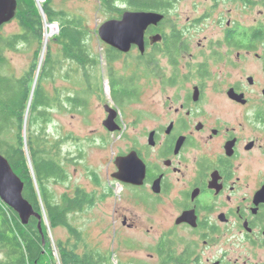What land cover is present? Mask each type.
I'll use <instances>...</instances> for the list:
<instances>
[{"label": "flooded vegetation", "instance_id": "obj_1", "mask_svg": "<svg viewBox=\"0 0 264 264\" xmlns=\"http://www.w3.org/2000/svg\"><path fill=\"white\" fill-rule=\"evenodd\" d=\"M228 21L194 44L192 27L164 15L142 52L105 44L120 56L105 68L134 77L115 99L104 74L115 116L103 130L117 134L106 171L122 192L120 231L134 235L119 264H264V35H227ZM143 83L156 96L127 125Z\"/></svg>", "mask_w": 264, "mask_h": 264}, {"label": "trees", "instance_id": "obj_2", "mask_svg": "<svg viewBox=\"0 0 264 264\" xmlns=\"http://www.w3.org/2000/svg\"><path fill=\"white\" fill-rule=\"evenodd\" d=\"M16 1L13 19L17 20L20 31L0 36V152L23 182V196L41 215V220L39 222L36 216H31L26 224H22L18 214L0 198V264H106L105 256L87 246L82 231L68 218L70 214L92 206V193L76 187L73 194L64 192L58 196L49 185L50 182H64L68 174L60 156L63 139L52 137L45 127L51 120L50 110L60 102L56 96L50 98L43 85L44 79L53 80L54 70L61 68L60 63L64 60L77 67H70L72 70L68 69L66 76L71 71L81 72L86 66L99 62L100 58L93 55L88 38L90 30L82 17L55 9L51 0L42 2L43 15L35 0ZM178 1L99 0V8L113 12L112 18L128 9L157 11L168 16ZM235 1L248 6L257 0ZM44 19L59 25V33L51 40L60 55L53 64L50 44L38 69ZM230 31L227 35H264L262 25L244 30H239L236 25ZM23 44L37 47L30 65L19 76L5 74L1 70L7 63L4 51H15ZM104 53L108 63L120 58L114 49ZM105 69L109 72L112 96L115 99L130 96L132 93L128 90L134 77L126 78L110 66ZM67 101L74 107L83 105V101L70 95H67ZM47 226L51 230L57 227L66 229L67 238L52 242Z\"/></svg>", "mask_w": 264, "mask_h": 264}, {"label": "rangeland", "instance_id": "obj_3", "mask_svg": "<svg viewBox=\"0 0 264 264\" xmlns=\"http://www.w3.org/2000/svg\"><path fill=\"white\" fill-rule=\"evenodd\" d=\"M51 1L55 9H62L70 15H77L85 20L90 30L89 45L93 55L100 58V61L92 66H86L79 73L71 71L65 76L66 71L71 69L70 67H77L76 64L72 65L64 60L60 63L61 68L54 70L53 80H43L49 97L56 96L60 102L50 110L51 120L45 127L49 135L63 139L60 145V156L68 174L64 182H50L49 185L58 196L64 192L73 194L76 187L92 193L94 196L92 206L70 214L69 221L82 231L84 241L89 248L105 256L106 264H118V261L127 262L135 254L131 242L128 241L134 235H131L129 231L126 233L120 231L117 210L123 205L120 197L122 192L120 185L114 179L109 178L106 171L108 160L116 151L117 134L103 130L105 127L103 122L108 115L104 105L109 104L110 92L104 76L105 43L99 40L98 26L112 18L113 12L109 13L107 9L99 8V0ZM168 19L170 22L172 20L178 22L181 27L186 24V27H192L185 30L192 33L187 32L188 35H198L192 39L194 44L204 35L209 41H213L216 35H223L228 20L230 26L238 25L239 30L262 25L264 33V0H257L248 6L235 0H219L218 2L179 0L175 8L170 11ZM19 29L17 20H10L0 27V36L6 37L20 31ZM53 36L47 38L44 50L42 46L37 63L38 69L39 61L41 59L43 62L50 44L52 45L53 64L60 55L59 49L51 40ZM36 48V45L28 47L23 44L15 51L5 50L7 63L1 70L5 74L21 75L30 65ZM116 66L120 69L121 62H117ZM141 86L142 94L139 101L126 103L125 115L122 114L127 125L133 117L134 109L137 107L148 109L150 100L156 96L153 86L147 83ZM67 95L83 101V105L81 107L72 106L67 101ZM47 230L52 242H55L57 238L65 240L68 235L66 229L62 227L51 230L47 226ZM122 237L128 240L122 241Z\"/></svg>", "mask_w": 264, "mask_h": 264}, {"label": "water", "instance_id": "obj_4", "mask_svg": "<svg viewBox=\"0 0 264 264\" xmlns=\"http://www.w3.org/2000/svg\"><path fill=\"white\" fill-rule=\"evenodd\" d=\"M38 7L42 13V8ZM16 9V0H0V27L15 17ZM163 17L162 12L125 10L119 18H110L102 22L98 26V37L99 40L120 52L129 51L132 45L137 46L142 52L144 50L145 30L150 24H157L162 21ZM46 40L44 35L43 50ZM40 63L41 59L39 65ZM104 107L108 115L103 124L109 130H114L115 110L108 104ZM23 131L25 133V127ZM116 163L117 160L115 159ZM113 177L118 179L116 173L113 174ZM23 186V182L12 169L8 159L0 152V198L18 214L22 224H26L31 216H36L40 222L41 215L33 209L32 205L23 196Z\"/></svg>", "mask_w": 264, "mask_h": 264}, {"label": "built area", "instance_id": "obj_5", "mask_svg": "<svg viewBox=\"0 0 264 264\" xmlns=\"http://www.w3.org/2000/svg\"><path fill=\"white\" fill-rule=\"evenodd\" d=\"M44 0H35L37 6L41 7V4ZM43 15V13H41ZM59 33V25L57 22H47L44 19V34L46 36V39L49 36L57 35Z\"/></svg>", "mask_w": 264, "mask_h": 264}, {"label": "crops", "instance_id": "obj_6", "mask_svg": "<svg viewBox=\"0 0 264 264\" xmlns=\"http://www.w3.org/2000/svg\"><path fill=\"white\" fill-rule=\"evenodd\" d=\"M13 20V19H12Z\"/></svg>", "mask_w": 264, "mask_h": 264}]
</instances>
